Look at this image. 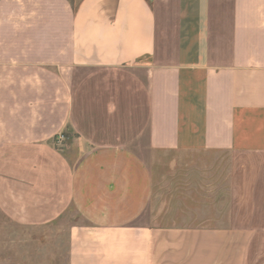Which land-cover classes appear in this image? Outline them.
Returning <instances> with one entry per match:
<instances>
[{
    "label": "crops",
    "instance_id": "obj_1",
    "mask_svg": "<svg viewBox=\"0 0 264 264\" xmlns=\"http://www.w3.org/2000/svg\"><path fill=\"white\" fill-rule=\"evenodd\" d=\"M0 213V264H264V0H0Z\"/></svg>",
    "mask_w": 264,
    "mask_h": 264
},
{
    "label": "rangeland",
    "instance_id": "obj_2",
    "mask_svg": "<svg viewBox=\"0 0 264 264\" xmlns=\"http://www.w3.org/2000/svg\"><path fill=\"white\" fill-rule=\"evenodd\" d=\"M77 2L79 0H76ZM63 137L65 138H69V139H72L75 137V135L73 134L72 130L69 128L67 131H65L63 134H62ZM7 228H11V226L9 225V222L6 220V218L0 213V234L2 233H5ZM36 231H33L30 230V233H35ZM65 260V258H63V261Z\"/></svg>",
    "mask_w": 264,
    "mask_h": 264
}]
</instances>
